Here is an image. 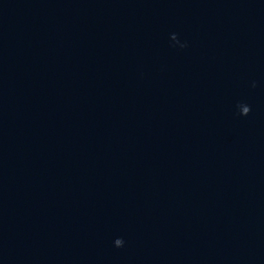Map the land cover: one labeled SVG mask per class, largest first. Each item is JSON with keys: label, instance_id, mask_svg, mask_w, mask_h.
<instances>
[{"label": "water", "instance_id": "1", "mask_svg": "<svg viewBox=\"0 0 264 264\" xmlns=\"http://www.w3.org/2000/svg\"><path fill=\"white\" fill-rule=\"evenodd\" d=\"M0 264H264V0H0Z\"/></svg>", "mask_w": 264, "mask_h": 264}]
</instances>
